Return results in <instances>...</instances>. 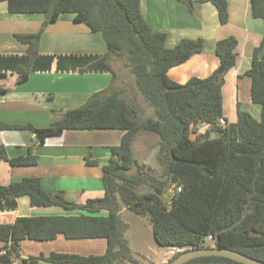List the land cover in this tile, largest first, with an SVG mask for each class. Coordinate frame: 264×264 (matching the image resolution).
<instances>
[{
  "label": "trees",
  "instance_id": "trees-1",
  "mask_svg": "<svg viewBox=\"0 0 264 264\" xmlns=\"http://www.w3.org/2000/svg\"><path fill=\"white\" fill-rule=\"evenodd\" d=\"M0 1H6L12 13L44 14V26L63 13H72L75 21L101 33L107 46L104 54L42 55L38 52L42 30L19 34V40L28 45L27 53L0 55V70H12L25 78L35 71L51 70L57 60L60 72L112 75L109 87L94 92L49 127H0L33 129L40 143L68 129L124 130L120 144L110 147L111 155L103 166L102 197L65 206L47 194L38 177L0 183V210H15L20 196H28L32 206L61 205L79 210L74 215L19 216L13 223H0V264H117L121 259L136 263L127 235L130 224L121 214L123 206L149 218L159 245L179 249L168 263L181 252L200 247L230 248L264 261V35L244 73L251 80V100L262 107L261 117L239 109L236 122L221 124L225 119L222 87L226 74L237 64L235 37L218 40L215 52L220 63L210 75L180 83L169 76V69L202 52L204 39L184 38L168 47L167 33L149 25L141 0ZM179 1L191 10L196 2L210 1L220 21H228V0ZM251 5L253 15L264 20V0H252ZM117 57L126 60L138 91L154 108L155 116L142 118L141 109L124 96L125 89L117 85L118 74L112 65ZM199 124L208 127L194 138ZM141 130L159 136L160 173L140 163L134 154L133 142ZM215 131L220 134L212 137ZM0 160L26 166L37 164L38 159L30 150L10 157L0 145ZM61 234L67 239L104 238L106 251L21 257L24 239L49 241ZM183 264L245 263L209 255Z\"/></svg>",
  "mask_w": 264,
  "mask_h": 264
},
{
  "label": "crops",
  "instance_id": "crops-1",
  "mask_svg": "<svg viewBox=\"0 0 264 264\" xmlns=\"http://www.w3.org/2000/svg\"><path fill=\"white\" fill-rule=\"evenodd\" d=\"M251 3L252 0H228V21L222 23L216 6L210 1L196 2L191 10L179 0H141L142 13L149 25L167 33L168 47H174L184 38L204 39L202 52L169 69V76L177 82L210 75L220 63L215 52L218 40L231 36L237 39V64L226 74L222 87L227 123L237 121L239 109L249 111L257 119L261 117V105L251 100V80L244 76L251 67L253 50L264 35V20L253 15ZM44 22L42 13H12L7 2L0 1V55L26 54L28 45L20 41L18 35L41 30L38 52L42 55L107 52L101 33L92 32L86 24L75 21L72 13H63L45 26ZM111 82L112 75L108 72H60L57 60L51 70L35 71L25 78L12 70H0V125L49 127L62 117L64 109L81 106L94 92L106 89ZM123 134L122 129H68L40 143L33 129L0 127V145L5 146L10 157L26 155L30 150L38 159L37 164L26 166H13L0 160V183L38 177L47 194L65 206L102 197L105 194L103 166L111 155L110 147L120 144ZM125 212L127 209L123 206V218ZM78 213L79 210L61 205L32 206L28 196H20L15 210H0V223H13L19 216ZM106 248L104 238L67 239L61 234L49 241L24 239L21 257L28 259L52 252L103 254ZM39 264L45 263L40 261Z\"/></svg>",
  "mask_w": 264,
  "mask_h": 264
},
{
  "label": "rangeland",
  "instance_id": "rangeland-1",
  "mask_svg": "<svg viewBox=\"0 0 264 264\" xmlns=\"http://www.w3.org/2000/svg\"><path fill=\"white\" fill-rule=\"evenodd\" d=\"M103 37L101 34H99ZM126 60L123 57L113 58L112 65L118 74L117 85L123 89L124 96L139 107L141 117L155 116L154 108L147 104L143 95L138 91L135 76L131 73L129 67L126 66ZM64 113L67 109H64ZM70 110V109H68ZM62 115V116H63ZM204 125L199 124L195 127V133L192 137H196L204 130ZM220 133L215 131L212 137L218 136ZM159 136L151 131L141 130L133 142V151L140 163L150 166L156 173L162 172V166L157 160L159 149ZM124 219L130 223L127 232L130 245L133 250L137 262L133 264H165L179 251L178 248L172 246L159 245L153 235V227L148 217L133 213L129 210L124 213ZM210 245H214L210 240ZM117 264H132L128 260L121 259Z\"/></svg>",
  "mask_w": 264,
  "mask_h": 264
},
{
  "label": "water",
  "instance_id": "water-1",
  "mask_svg": "<svg viewBox=\"0 0 264 264\" xmlns=\"http://www.w3.org/2000/svg\"><path fill=\"white\" fill-rule=\"evenodd\" d=\"M209 255L225 256L245 264H264V261L249 256L247 254H244L240 251L230 248H219V247L190 248L181 252L168 264H183L189 261L190 259L200 256H209Z\"/></svg>",
  "mask_w": 264,
  "mask_h": 264
},
{
  "label": "built area",
  "instance_id": "built-area-1",
  "mask_svg": "<svg viewBox=\"0 0 264 264\" xmlns=\"http://www.w3.org/2000/svg\"><path fill=\"white\" fill-rule=\"evenodd\" d=\"M220 123H221V124H225L226 121L222 118V119L220 120ZM179 190H180V188H179Z\"/></svg>",
  "mask_w": 264,
  "mask_h": 264
}]
</instances>
